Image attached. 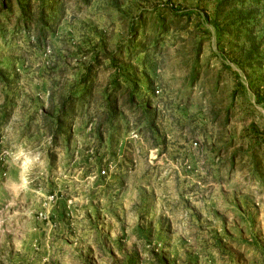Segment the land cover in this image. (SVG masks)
Returning <instances> with one entry per match:
<instances>
[{
	"label": "rangeland",
	"instance_id": "obj_1",
	"mask_svg": "<svg viewBox=\"0 0 264 264\" xmlns=\"http://www.w3.org/2000/svg\"><path fill=\"white\" fill-rule=\"evenodd\" d=\"M0 264H264V0H0Z\"/></svg>",
	"mask_w": 264,
	"mask_h": 264
},
{
	"label": "trees",
	"instance_id": "obj_2",
	"mask_svg": "<svg viewBox=\"0 0 264 264\" xmlns=\"http://www.w3.org/2000/svg\"><path fill=\"white\" fill-rule=\"evenodd\" d=\"M81 1H86V0H81ZM57 2H52L50 1L48 10L46 11L45 9H42L41 11L43 12L42 17V26L40 28L41 32L44 35H47L49 33V28L47 26V23L52 22L56 23L55 19L57 18ZM20 10L21 14L18 17L19 23H22L23 25H30L33 23L35 20V16L31 14V6H26L23 4H20ZM51 15V16H49ZM85 78H88V76H85ZM76 99L72 101L66 100L65 103H62L61 109L59 113L57 114L56 120L59 122V125L62 127L65 123V121L71 120L72 117L76 115Z\"/></svg>",
	"mask_w": 264,
	"mask_h": 264
},
{
	"label": "clouds",
	"instance_id": "obj_3",
	"mask_svg": "<svg viewBox=\"0 0 264 264\" xmlns=\"http://www.w3.org/2000/svg\"><path fill=\"white\" fill-rule=\"evenodd\" d=\"M24 155V153L23 152H21V151H17V154H16V156L14 157L15 159H18L19 157H21V156H23Z\"/></svg>",
	"mask_w": 264,
	"mask_h": 264
},
{
	"label": "built area",
	"instance_id": "obj_4",
	"mask_svg": "<svg viewBox=\"0 0 264 264\" xmlns=\"http://www.w3.org/2000/svg\"><path fill=\"white\" fill-rule=\"evenodd\" d=\"M155 92L158 93L159 91H158L157 89H155ZM101 173H102V174H105V173H106V170L102 169V170H101Z\"/></svg>",
	"mask_w": 264,
	"mask_h": 264
}]
</instances>
